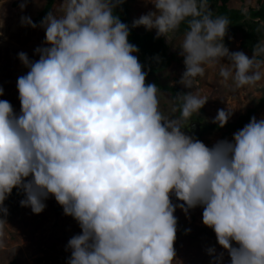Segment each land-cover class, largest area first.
Masks as SVG:
<instances>
[{"label":"clouds","instance_id":"obj_1","mask_svg":"<svg viewBox=\"0 0 264 264\" xmlns=\"http://www.w3.org/2000/svg\"><path fill=\"white\" fill-rule=\"evenodd\" d=\"M124 0H62L40 27L45 44L36 61L20 52L29 70L17 79L20 113L0 100V248L13 189L22 207L44 211L50 195L73 217L81 233L68 240L67 264H173L179 207H202L230 264H264V119H250L231 141L212 147L189 136L182 122L207 103L197 91L180 93L179 118L159 107L157 85L129 42V26L114 14ZM156 11L132 23L174 33L187 22L178 48L185 71L179 81L194 89L205 66L227 58L221 83L236 89L264 78L258 56L230 52L229 22L213 18L207 0H146ZM26 5L21 4L23 9ZM24 26L36 28L30 17ZM4 94L0 88V96ZM232 111L218 110L223 128ZM183 203L174 205L171 196ZM235 242L236 247L233 246ZM214 254L215 249H208ZM222 256L215 264H221Z\"/></svg>","mask_w":264,"mask_h":264},{"label":"rangeland","instance_id":"obj_2","mask_svg":"<svg viewBox=\"0 0 264 264\" xmlns=\"http://www.w3.org/2000/svg\"><path fill=\"white\" fill-rule=\"evenodd\" d=\"M47 0H0V88L4 94L0 100L8 101L15 113H20L19 93L16 87L17 79L26 75L28 68L19 60L18 54L24 52L29 60L36 61L39 55L35 52L38 47L45 44V30L36 23L37 14L43 9ZM264 0H230V8L258 7ZM62 0H55L53 12H56ZM26 6L21 9L20 5ZM131 15L138 19L149 11H156L154 5L146 0H133L130 3ZM22 17H30L36 28L24 26ZM156 34V30L153 29ZM184 35L171 40L172 50L180 55L178 48ZM230 52L241 51L249 58L253 53L241 47L240 35L231 38ZM261 61H264L262 59ZM229 61L223 58L221 63L214 66H205L203 78L197 77L194 89H188L179 83L185 65L183 62H173L168 71L161 76V80L170 85L187 89L188 92L197 91L199 95L208 98L207 103L194 113L188 121V127L182 128L189 136L196 132L192 124L198 122L197 117L203 116L205 122H212L218 110L232 111L229 121H233L244 114L247 109L257 107L253 115L257 120L264 119V78L252 86L236 89L231 79L221 83L219 72L221 66L227 67ZM261 72L264 73V63H261ZM159 107L162 113L169 118H179L175 102L169 93L158 90ZM200 131V127H199ZM234 134V133H233ZM233 134L231 137H233ZM223 140L222 133L215 131L203 136L201 142L212 147L217 141ZM51 203H57L53 196H49ZM174 205L183 203L174 194L171 196ZM18 207L16 214L9 216L11 203L6 199L4 206L8 209L7 224L4 227V247L0 248V264H67L71 250L67 243L74 235L81 233L78 222L71 216L62 213L57 216L47 205L43 212L34 214L29 207H22L20 201L15 203ZM202 207L189 209L187 215L176 208L177 232L174 248L176 252L173 264H215L217 258L222 256L221 264H230V256L226 249L217 242L214 231L202 222ZM233 246L238 245L233 242ZM214 248L215 253L209 254L208 249Z\"/></svg>","mask_w":264,"mask_h":264},{"label":"trees","instance_id":"obj_3","mask_svg":"<svg viewBox=\"0 0 264 264\" xmlns=\"http://www.w3.org/2000/svg\"><path fill=\"white\" fill-rule=\"evenodd\" d=\"M133 0H124L123 4L116 8L114 14H117L122 23L129 26L130 35L129 42L135 45L139 51L135 55L139 62L144 66L147 73L146 82L157 85V89L169 93L171 99L175 102L178 117L180 116L181 105L183 101L178 99L180 93H187V89L180 88L175 85H170L161 80V76L166 73L173 62H183V57L174 52L171 47V40L184 35L188 30L187 22H183L180 27L168 36V40L161 36L157 37L153 30H146L143 26L133 27L132 23L135 20L131 15L130 3ZM230 0H207L208 10L211 11L213 18L225 17L229 22L228 32L225 36L224 43L229 49L232 45L231 38L240 35L241 47L253 53V48L258 42L264 41V1L258 7H245L230 8L228 2ZM55 0H47L43 9L37 14L35 18L36 23H41L42 19L49 11L53 10ZM258 60L264 59V55L258 56ZM203 110V109H202ZM258 111L257 107L249 108L247 111L240 115L233 121L220 128L217 124L212 122H205L203 116L197 117L201 123L200 131L194 132L191 136L195 139L202 140L203 136L207 133L219 131L222 133L223 140H232V134L242 129L250 122L253 115ZM188 121H183L184 127H188ZM25 196L22 191L13 189L11 195L7 197L8 202L11 203L9 209V216L16 214L18 207L15 204L16 200L21 201ZM45 205L49 206L54 213L59 216L63 211V207L57 203H51L48 198L44 200Z\"/></svg>","mask_w":264,"mask_h":264},{"label":"water","instance_id":"obj_4","mask_svg":"<svg viewBox=\"0 0 264 264\" xmlns=\"http://www.w3.org/2000/svg\"><path fill=\"white\" fill-rule=\"evenodd\" d=\"M191 126L196 131V133L199 132L200 124L198 122L193 123Z\"/></svg>","mask_w":264,"mask_h":264}]
</instances>
